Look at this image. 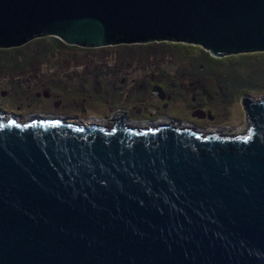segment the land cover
<instances>
[{"label":"water","instance_id":"95a60500","mask_svg":"<svg viewBox=\"0 0 264 264\" xmlns=\"http://www.w3.org/2000/svg\"><path fill=\"white\" fill-rule=\"evenodd\" d=\"M264 52V0H0V48ZM247 132L0 120V264H264V100ZM251 130V132H250Z\"/></svg>","mask_w":264,"mask_h":264},{"label":"rangeland","instance_id":"374dc122","mask_svg":"<svg viewBox=\"0 0 264 264\" xmlns=\"http://www.w3.org/2000/svg\"><path fill=\"white\" fill-rule=\"evenodd\" d=\"M243 97L264 100V52L215 57L164 40L89 48L50 36L0 48V114L18 124L61 119L111 128L121 113L138 128L172 123L241 135Z\"/></svg>","mask_w":264,"mask_h":264},{"label":"trees","instance_id":"16d2710c","mask_svg":"<svg viewBox=\"0 0 264 264\" xmlns=\"http://www.w3.org/2000/svg\"><path fill=\"white\" fill-rule=\"evenodd\" d=\"M57 40H58V39H57ZM5 51H6V50H5ZM7 51H8V50H7ZM1 119H4V118L0 116V120H1Z\"/></svg>","mask_w":264,"mask_h":264},{"label":"bare ground","instance_id":"6f19581e","mask_svg":"<svg viewBox=\"0 0 264 264\" xmlns=\"http://www.w3.org/2000/svg\"><path fill=\"white\" fill-rule=\"evenodd\" d=\"M197 85V84H196ZM200 88V87H199ZM88 125V124H87Z\"/></svg>","mask_w":264,"mask_h":264}]
</instances>
